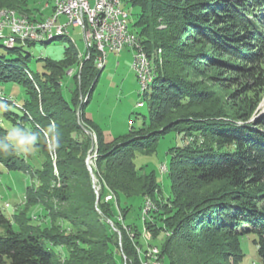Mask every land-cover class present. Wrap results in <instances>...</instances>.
<instances>
[{
    "label": "trees",
    "instance_id": "trees-1",
    "mask_svg": "<svg viewBox=\"0 0 264 264\" xmlns=\"http://www.w3.org/2000/svg\"><path fill=\"white\" fill-rule=\"evenodd\" d=\"M36 1L48 0H0V8L28 13L30 3ZM179 1L131 0L133 6L140 8L136 32L146 37L142 41L149 52L162 48L165 58L185 52L183 56H192L194 60L189 63L190 68H215L221 75L220 84L237 85L240 89L236 90L235 99L242 103L231 112L213 108L202 115L183 113L173 122L159 123L166 113L201 106L204 94H211L201 82L193 83L174 70L173 66L177 65L184 66L188 72L180 57L173 66L166 62L154 73L148 122L107 141L105 131L87 116L86 109L101 76L95 64L94 48L80 73L82 92H90L83 105L84 128L77 122L76 98L67 100L58 82L65 76L68 65L79 61L75 58L78 54L75 48L67 46L62 60L46 61L44 67L51 74H44L46 80H41L38 93L24 69L28 58V53H22L24 46L7 47L0 42V84L23 85L27 95L23 105L17 108H10L9 102L0 96V117L28 135H37L33 145L46 156L43 169L36 170L40 185L26 188V208L41 203L43 198L56 200L58 210L54 205L48 206L53 218L64 219L76 228L84 227L81 231L87 236L54 238L41 232L27 212H18L10 218L0 206V225L6 232L0 236V264L8 261L11 264H125L124 255L128 264H140L128 233V228H135L136 237L141 234L138 225L127 222L134 207L130 202L134 197L139 198L142 212L146 198L156 199L160 183L154 170L145 171L144 166H137V150L152 152L158 141L178 125L186 134L204 136L205 141L176 150L169 167L172 185L169 202L159 205L160 210L154 208L144 213V231H150L156 241L164 227L172 230L171 236L156 244L161 248L165 264H215L220 259L226 264H242L245 257L242 239L247 236H252L264 261V114L251 120L264 93V0H183L182 4ZM158 11L169 18L168 30H156L157 20L151 16ZM187 40L191 41L186 43ZM187 47L191 52L185 51ZM88 129L96 134L98 142L95 176L99 193L87 164L93 147ZM10 135L0 122V165L9 171L28 172V159ZM49 144L54 146V162ZM177 169L181 172L175 174ZM186 171H189L187 176ZM55 182L59 186H54ZM194 182L223 184L195 197ZM49 187L53 188L52 194L46 193ZM108 195H113L112 199L106 200ZM110 221L121 231V239ZM176 239L180 241L178 245L173 244ZM61 243L71 246L64 261L54 248Z\"/></svg>",
    "mask_w": 264,
    "mask_h": 264
},
{
    "label": "rangeland",
    "instance_id": "rangeland-1",
    "mask_svg": "<svg viewBox=\"0 0 264 264\" xmlns=\"http://www.w3.org/2000/svg\"><path fill=\"white\" fill-rule=\"evenodd\" d=\"M53 2L54 0H48L46 2H31L29 5L31 10L28 13H18L20 15H27L26 17H29L31 20L43 21L44 19H48L49 15L52 14ZM179 3L182 4L183 0H180ZM122 6L128 11L130 17L131 22H128L129 31L136 33L135 23H137V14L139 13L140 8L138 6H133L131 0H122ZM151 17H155V19L157 20L158 24L156 30L163 31L170 28L169 18L167 17V15H165V13L158 11L153 13ZM137 28L138 30H141V26H138ZM153 34L155 35V32ZM138 35L140 40L146 38L139 33ZM60 37L62 38L58 39ZM183 38L185 40L186 37ZM190 41L191 40H187L186 43H189ZM18 45L24 46L22 51L23 55H26L28 53V58L26 60L27 64L24 66V69L26 71L27 78L30 80V83L35 86V90L38 93L41 92L42 88L40 82L46 80L44 74L47 72L51 74V71L44 67L46 61L62 60L66 57L67 46H73L75 48V50L78 52L77 56L75 55V58H78L79 60L77 61L78 64L75 63L73 65H68L65 76H63L61 79H58V82L60 86H62L65 98L67 100L72 101V98H76V101L78 102L76 110L77 122L85 128L83 120V105L90 98V92L88 91L86 94L82 92L80 84V73L83 70L84 60L90 59L92 54H89V52L86 50V43L84 41L81 28L70 27L69 33L65 34V36L59 35L51 39L28 42L26 43V45L19 43L15 46ZM145 50L151 60V70L154 73L158 71V69L161 68L164 64H166V62L169 65L173 66L172 64L177 61V59L183 57L185 61L183 62V64L185 63V65H187L188 72L186 71L184 66L180 68V66L174 65V70H176V72L180 75H185V78L193 83L201 82L203 84L202 86L207 87L211 93L210 95L204 94L205 100L200 101L201 106L198 105V107L195 106L193 108L183 107V109L181 110H174L173 112L166 113V115H164L166 117L163 120L159 121V123L161 122L160 124L166 122L168 124L170 122H173L178 119L183 113H197V115H202L203 113L207 112L206 110L209 111L213 108L231 112L235 106H238L240 103H242L240 99H235L236 90L240 88L237 87V85L229 87V85L220 84L218 81L221 75L215 68L208 70H203L204 68H199L197 70L194 67L190 68V66L188 65H190L189 63H193L194 60H192V56H183L182 54H184L185 52H181L180 54L173 53V55H169L168 57L166 56L165 58L163 56L162 48L158 47L152 52H149L146 48ZM186 50H188V47L185 49V51ZM189 51L191 52V50H188V52ZM110 54H112V56H116L117 53L110 52ZM109 55L107 59L108 63L106 61L104 67L102 68L98 67V63L95 58V64L97 68L101 70V76L93 91L92 97L90 98V103L86 108L87 116L90 118L94 117L99 123L102 124V127L105 130V135L108 137L107 141L111 140L114 136H119L117 135L118 133L125 131L124 129H127L129 121L130 128L126 133H128L132 127L134 129H138L146 124V122H148L147 115H149L150 111L149 102L151 101V92H153V88L151 86L146 89V91L140 92V82L136 71L131 65L130 57L126 56V58H120L122 62L121 66H117V59H115V57L109 58ZM77 73L79 75H77V77L75 78V74ZM135 77H137L138 89L135 87ZM0 96H2V98L6 99V101L9 102L8 105L10 106V108H17L18 106L20 107L25 102L27 96L26 87L14 82L1 83ZM203 107L206 108L202 109ZM262 114H264V93L262 94V97L260 99L256 114L252 117L251 120H255ZM28 116L33 119L32 115L28 114ZM0 122L6 129L10 131V133L12 132L13 127H17L16 125L12 124L11 121L4 117H0ZM34 123L37 124V121H34ZM17 130L21 135L28 136V134L19 130L18 127ZM88 131L93 139V147L91 148L87 156V164L93 177L96 193H99L100 185H97L98 179L95 176V173L97 172L96 147L98 145V142L96 134L89 129ZM126 133H123V135ZM13 139L19 141L17 147L27 157L30 165V170L28 172L9 171L3 165H0V206L3 212L10 218L14 217V214L18 212H27V215L31 217L34 225L37 227H41V232L50 234L54 238H60L62 235L71 236L73 238H86V234L81 231L84 227L76 228L74 227V225H71L70 222H67L64 219L53 218L51 211L52 209H49L48 206L54 205V208L58 210V203L56 202V200L43 198L44 201L42 200L41 203L39 202L34 205H29V208H26V188L29 185H40V174L38 172L36 173V170L41 171L43 169V164L46 161V156L39 148H35L31 141L25 144L19 136L14 137ZM204 141V136L196 133L186 134L184 131H181V127L180 125H178L175 130L165 134L158 141L155 150H153L152 152L146 151V149L137 150V166H144L145 171L154 170L157 174L158 182L160 183V187L156 191V199H151L149 197L146 198V200H150L155 204V210H160L159 205H162L165 202H169L172 186L170 178L168 176L170 169L169 167L171 159L172 157H174L176 150L180 147H188L190 145L198 146ZM13 143L15 144L14 141ZM48 143H50L49 138ZM49 150L51 159L53 160V162L56 161L54 146L49 144ZM179 170L177 169L175 171V174L181 172V170ZM187 172L189 171L185 172L186 176L189 174ZM56 174L58 175L57 172ZM194 183H196L193 190L195 197L204 196V194H206L207 192L219 189L220 184H223V182H213L206 184L204 183V185L199 182ZM54 186H59V183L55 182ZM52 191V187L46 189V193L52 194ZM112 197L108 198L112 199ZM45 203H47V205H45ZM130 203H133L134 207L129 214L130 219L127 220V222L138 225L139 229L141 230V234L140 236L136 237L138 230H136L135 228H125H128V233L131 239L134 241L135 250H137L138 245V247H140V245L141 247H145V245H147L145 236L142 235V231L146 226L144 221L145 214L143 213V210L141 212V210L139 209V198H132ZM119 219L123 221V216L120 215ZM110 224L114 228V230L118 232V236L121 239V231L115 227L112 221H110ZM164 228L165 229L161 230L160 235H158V240L156 241H154L153 234L150 232V244H159L160 241H163L166 237L172 235L173 232L171 229H166V227ZM5 234L6 232L4 227L0 225V236ZM76 240L78 241L79 239ZM59 242L62 241L60 240ZM179 242V239H176L174 240L173 244L178 245ZM47 244L51 246L52 242L47 241ZM54 248L59 259L64 261L69 255L71 246H68L65 243H61ZM242 248L245 253L242 264H264L262 257L258 253L256 245H254V243L252 242V236L243 237ZM223 261L224 260L220 259L219 262H215V264H226ZM7 264H11V262L8 261Z\"/></svg>",
    "mask_w": 264,
    "mask_h": 264
},
{
    "label": "built area",
    "instance_id": "built-area-1",
    "mask_svg": "<svg viewBox=\"0 0 264 264\" xmlns=\"http://www.w3.org/2000/svg\"><path fill=\"white\" fill-rule=\"evenodd\" d=\"M59 15L43 21H22L11 15L0 16V42H16L25 44L35 42V35H42L62 30L69 32L70 27L81 28L86 43V50H96L98 65L105 64L110 52L120 53L125 49L132 51V67L136 71L139 82L144 79L146 68H151V60L145 50L139 35L128 34L126 22V9L122 0H58ZM135 61H142V68H135ZM106 200H110L106 196ZM151 209V203L144 204L143 213ZM145 234V254L162 256L159 246L150 244V231ZM125 264H128L124 255Z\"/></svg>",
    "mask_w": 264,
    "mask_h": 264
},
{
    "label": "bare ground",
    "instance_id": "bare-ground-1",
    "mask_svg": "<svg viewBox=\"0 0 264 264\" xmlns=\"http://www.w3.org/2000/svg\"><path fill=\"white\" fill-rule=\"evenodd\" d=\"M4 15H11L13 16L15 19H21L22 21H32L29 17H26L25 15H20L17 11H15L14 9H9V8H2L0 9V16H4ZM59 15V4H58V0H54L53 2V12L50 15V17H57ZM126 17H129L128 11L126 10ZM126 29L128 31V34H135L134 32H130L128 29V22H126ZM69 32H65L62 30H55L53 32L50 33H46V34H42V35H35V41H40V40H46V39H51L54 38L55 36H59V35H64L68 34ZM3 44L5 46H15L19 43L16 42H3ZM105 64H99L98 67L102 68L104 67ZM135 68H142V61H135ZM154 80V72L151 70V68H146V74L144 76V79L140 82V92H144L146 91V89H148L151 84L153 83ZM142 94V93H141ZM145 95V94H143ZM109 198L112 197V195L108 196ZM146 203H151V209L155 208V204L153 202H151L150 200H147ZM151 209H146L147 211H150ZM139 246V245H138ZM137 246V253L138 256L140 258V264H154L155 262V255H147L145 254V247H138ZM158 246V245H156ZM161 249V248H160ZM157 264H165L164 262V256L162 254V256L157 257Z\"/></svg>",
    "mask_w": 264,
    "mask_h": 264
},
{
    "label": "crops",
    "instance_id": "crops-1",
    "mask_svg": "<svg viewBox=\"0 0 264 264\" xmlns=\"http://www.w3.org/2000/svg\"><path fill=\"white\" fill-rule=\"evenodd\" d=\"M126 56H128V57H130V59H131V65H132V51L130 50V49H125V50H123L122 52H120V53H117L116 54V56H112V54H110L109 55V58L111 57V58H114L115 57V59H117V66H121V59L120 58H126ZM116 62V61H115ZM107 63H108V60H107ZM107 65V64H106ZM133 83V82H132ZM134 83L136 84V88L138 89V83H137V77H135V80H134ZM133 83V84H134ZM92 119L96 122V123H98L100 126H101V128L104 130V128L102 127V124L101 123H99L94 117H92ZM129 128H130V121H129V124H128V127H127V129H124L125 131H123V132H121V133H118L117 135H120V134H123V133H126L128 130H129ZM105 131V130H104Z\"/></svg>",
    "mask_w": 264,
    "mask_h": 264
},
{
    "label": "clouds",
    "instance_id": "clouds-1",
    "mask_svg": "<svg viewBox=\"0 0 264 264\" xmlns=\"http://www.w3.org/2000/svg\"><path fill=\"white\" fill-rule=\"evenodd\" d=\"M20 137V139L26 144L27 142L31 141L33 144L36 142L37 140V135L32 134V135H21L20 132L17 130V127H13L12 128V132L10 135V139H12L15 142V145L17 146L19 144V141L14 140V137Z\"/></svg>",
    "mask_w": 264,
    "mask_h": 264
},
{
    "label": "water",
    "instance_id": "water-1",
    "mask_svg": "<svg viewBox=\"0 0 264 264\" xmlns=\"http://www.w3.org/2000/svg\"><path fill=\"white\" fill-rule=\"evenodd\" d=\"M89 132V131H88Z\"/></svg>",
    "mask_w": 264,
    "mask_h": 264
}]
</instances>
